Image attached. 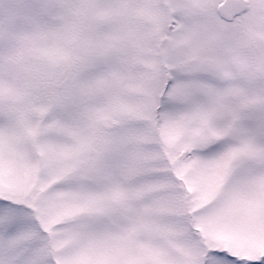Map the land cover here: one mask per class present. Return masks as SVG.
I'll return each mask as SVG.
<instances>
[{
    "label": "snow or ice",
    "instance_id": "1",
    "mask_svg": "<svg viewBox=\"0 0 264 264\" xmlns=\"http://www.w3.org/2000/svg\"><path fill=\"white\" fill-rule=\"evenodd\" d=\"M0 264H264V0H0Z\"/></svg>",
    "mask_w": 264,
    "mask_h": 264
}]
</instances>
